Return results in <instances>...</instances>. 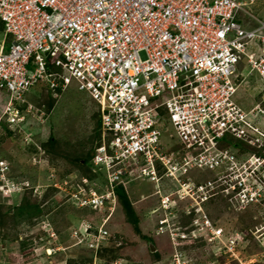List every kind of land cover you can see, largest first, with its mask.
Here are the masks:
<instances>
[{
    "label": "built area",
    "instance_id": "2783aa9c",
    "mask_svg": "<svg viewBox=\"0 0 264 264\" xmlns=\"http://www.w3.org/2000/svg\"><path fill=\"white\" fill-rule=\"evenodd\" d=\"M256 1L0 0V88L9 93L0 140L18 131L27 134L23 146L35 144L26 128L42 112L28 100L35 86L56 98L76 83L99 106L90 173L53 170L45 188L87 212L67 229L83 264L127 261L100 254L111 241L122 246L108 224L118 188L128 193L139 179L158 197L154 232L170 238L168 264H218L216 257L246 264L240 253L249 244L247 232L228 233L207 205L223 196L239 211L264 207V21L247 10ZM242 15L257 27L248 29ZM249 78L254 104L246 108L234 97ZM167 124L177 138L169 146L162 143ZM195 170L208 178L194 176ZM22 186L0 159V196ZM38 225L48 260L69 250L52 222ZM256 229L264 245V227ZM198 240L211 248L208 261L178 250ZM66 257L55 264H70Z\"/></svg>",
    "mask_w": 264,
    "mask_h": 264
},
{
    "label": "rangeland",
    "instance_id": "374dc122",
    "mask_svg": "<svg viewBox=\"0 0 264 264\" xmlns=\"http://www.w3.org/2000/svg\"><path fill=\"white\" fill-rule=\"evenodd\" d=\"M247 10L264 21V0H257L254 5L248 6ZM240 20L242 22L247 21L248 29H253L258 25L256 20L247 15H242ZM2 38L3 35L0 33V40ZM247 70L246 66L243 71L247 72ZM248 81L250 83L244 82L238 88V92L234 97L237 103L246 108L254 104L249 88L255 80L249 78ZM48 94L43 85L31 89L29 99L42 112L38 113V118L30 119L26 128L32 131L30 133L34 135L33 140L41 145L43 150L46 148L50 153L45 152L44 156L40 158L39 155L35 154L37 146H29V149L28 146H23L25 145L24 135L27 136V134L18 131H12L13 135L10 136L7 132L0 140V159H5L11 163L13 178L18 179V183L23 185L15 193H12L13 196L11 195L5 199L0 196V264H55L67 258V255L71 256L72 260H80L84 257L83 254L78 252L79 249L70 248V243L66 239L68 225L78 223L81 218L87 216V212L71 207L69 203L68 205L63 200L61 202V199L55 196L53 188L49 190L45 188L46 185L51 184L49 174L53 170L56 173L55 175L60 174L59 176L70 174L72 171H82L74 168L79 164L72 157L86 156L96 145L100 116L99 106L88 92L79 90L76 83L65 88L59 93L58 97H52L54 106L50 111H47V101L50 99ZM8 99L9 93L7 90L0 88V113L3 112ZM163 133L162 143L166 146L177 141L171 124H167L163 128ZM170 134L174 135V140L170 138ZM51 137L56 142L53 146L54 149L48 144ZM193 172L194 176L201 178H208L209 176L206 171L195 170ZM26 184L31 188H26ZM154 193V186L144 179L136 180L128 187V195L132 202L135 203L138 209L145 211L144 221L141 224L143 233L150 235L159 251L168 254L170 258L172 251L170 238L166 235L157 237L154 232L158 220V211H155L158 206V197ZM22 195L29 197H27L28 202H25L29 204H42L46 199V203L42 206V213L45 215V217L42 216V220H49L56 228L60 223V227L62 226L60 243L64 247L67 246L66 248H69V250L54 254L49 260L47 256L41 254L42 245L39 243L41 226L38 224L42 220L38 221L36 217L34 219L36 221L33 219V221L31 219L29 221L26 216H18V208L25 205L21 201ZM39 196L41 197L39 198ZM222 208L223 211L218 218L219 224L225 226L228 233L246 231L247 237H250L246 250L243 254L240 253V257L244 259L243 262L246 264H264V245L260 244V235L255 236L253 234L256 233V228L264 227V207L251 206L244 211H239L232 204L230 206L225 204ZM112 224L116 233L114 234L119 236L115 239L123 241V254H125L123 257L127 258L125 264H155L157 261L161 264L162 262L168 264L167 257L163 260H156L153 254L147 251V248L153 244L133 232L132 228L126 224L121 210L116 214ZM111 244L114 245V242L111 241ZM206 244V242L202 244L198 240L193 245L179 247L178 250H186L188 257L193 260L204 255L203 259L208 261L209 259L205 258L211 256L209 255L211 254V248ZM250 261L252 263H249ZM215 262H218V264H224V262L239 264L237 261H229L225 257H216ZM73 263L72 261L71 264Z\"/></svg>",
    "mask_w": 264,
    "mask_h": 264
},
{
    "label": "trees",
    "instance_id": "16d2710c",
    "mask_svg": "<svg viewBox=\"0 0 264 264\" xmlns=\"http://www.w3.org/2000/svg\"><path fill=\"white\" fill-rule=\"evenodd\" d=\"M2 32H3V24L0 23V33H2ZM49 97H50V99L47 101V106H48V110L47 111H50L53 108V106H54V103H53L54 101L52 99L51 93L48 94V98ZM28 100H30V99L28 98ZM98 122H99L98 125H100V120L99 119H98ZM8 134H9V136L13 135L12 131H8ZM55 143H56L55 139L53 137H51L49 139L48 144L51 145L52 149H54L53 146L55 145ZM44 151L50 153L46 148H44ZM92 152H93V150L88 152V154L86 156H83V157H78V156L72 157L73 160L74 161L76 160L77 163L79 164V165H77V167H74V168L75 169H80V170H82V172H85V173H86V171L88 173H90V165H91L90 161L92 159ZM16 180H18V179H16ZM117 193H118V199H119L118 208H117V210H116V212L114 214L113 219L108 224L109 230L111 232H113V234L115 233L114 229H113L112 221L116 218V214L121 210L123 212V216H124V220L126 221V224L129 225L132 228L133 232H135L141 238H143L145 240H148L149 243L153 244L156 247V251L155 252H153L151 250L150 246L147 248V251L152 253L156 260H161V259L163 260L164 258L168 257V254L166 255L165 253L163 254L161 251H159L158 247L156 246V244L153 241V238H151L150 235H147V234L143 233L141 224L144 221V215H145L144 212L145 211H143L142 209H138L135 206V203L132 202V200L130 199L127 191L122 186H120L118 188ZM27 197L28 196H26V195H22L21 201H23L24 203L28 202V198L29 197L28 198ZM45 200H44V202H42V204H39L38 202H37L38 204L25 203L24 206H22V207L20 206L18 208V210H19L17 212L18 216H21V217H25L26 216L29 221H30V219L34 220L37 217L38 219H36V220L41 221L43 219V217H45V215L42 213V206L46 203ZM158 204H159V201H158ZM225 204L230 206V203L227 201V199L225 197H223V196H220V197H217V198L213 199L207 205L209 214L212 216V218L216 222H218V218L220 216L219 214L223 211L222 207H224ZM71 207H73V206H71ZM155 211H158V217H159L160 215H159L158 206L156 207ZM36 220H34V221H36ZM61 227H60V223H58L57 229H58L60 234L62 233ZM117 236H118V234L115 235L116 238H117ZM123 248H124L123 245L120 246V247H116L113 244H111L110 246L106 247L104 249V251L101 252L100 255L102 257H104V258L115 260V259H117L119 257H123V255H125V254H123ZM72 261L74 262L73 264H83L85 262L84 259H80V260H78V259L77 260H72L71 259L70 264H71Z\"/></svg>",
    "mask_w": 264,
    "mask_h": 264
},
{
    "label": "clouds",
    "instance_id": "9594fccd",
    "mask_svg": "<svg viewBox=\"0 0 264 264\" xmlns=\"http://www.w3.org/2000/svg\"><path fill=\"white\" fill-rule=\"evenodd\" d=\"M28 98H29V94H28ZM30 102H32L31 100H29ZM33 103V102H32ZM34 104V103H33ZM35 105V104H34ZM36 106V105H35ZM35 142V141H34ZM32 147H34V146H37V151H36V153L35 154H37V155H39V157L40 158H42L43 156H44V154H45V151L43 150V147L41 146V145H39V144H37L36 142H35V144H32L31 145ZM25 147H27V146H25ZM38 147H41V150L38 148ZM28 149H29V147H28ZM9 162V161H8ZM10 165H11V163H10ZM11 169H12V167H11ZM18 181V180H17ZM51 189V188H50ZM49 190V189H48ZM54 191V190H53ZM54 193H55V191H54ZM37 195H39V194H37ZM55 196L57 197V195H56V193H55ZM41 196H39V198H40ZM69 205V204H68ZM57 229V228H56ZM57 231H58V229H57ZM59 232V231H58ZM61 235V234H60ZM67 240V239H66ZM68 242V241H67ZM264 262V261H263Z\"/></svg>",
    "mask_w": 264,
    "mask_h": 264
},
{
    "label": "water",
    "instance_id": "95a60500",
    "mask_svg": "<svg viewBox=\"0 0 264 264\" xmlns=\"http://www.w3.org/2000/svg\"><path fill=\"white\" fill-rule=\"evenodd\" d=\"M150 247H151V250H152L153 252L156 251V247H155L154 245H150Z\"/></svg>",
    "mask_w": 264,
    "mask_h": 264
}]
</instances>
